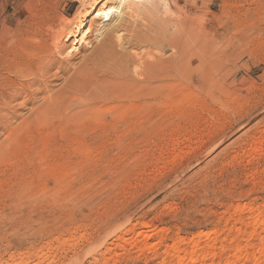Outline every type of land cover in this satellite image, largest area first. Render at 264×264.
I'll return each instance as SVG.
<instances>
[{
    "label": "rangeland",
    "instance_id": "obj_1",
    "mask_svg": "<svg viewBox=\"0 0 264 264\" xmlns=\"http://www.w3.org/2000/svg\"><path fill=\"white\" fill-rule=\"evenodd\" d=\"M192 1L179 0V7L192 17L191 28L211 33L213 47L212 72L195 78L192 94L151 106L145 120L134 112L121 121L105 113V120L42 123L27 118L24 99L2 100L19 61L12 54L18 37L34 38L47 24L59 28L79 3L0 0V264H157L166 256L171 264L164 246L198 231L213 235L201 243L215 239L207 264H253L258 233L264 236L250 223L264 211V0ZM88 39L92 45L79 46L69 66L100 40ZM64 76L48 71L51 91ZM76 231L82 237L55 239ZM132 231L151 232L155 252L145 242L126 247ZM111 243L118 247L103 262ZM238 243L248 244L247 252L235 257Z\"/></svg>",
    "mask_w": 264,
    "mask_h": 264
},
{
    "label": "bare ground",
    "instance_id": "obj_2",
    "mask_svg": "<svg viewBox=\"0 0 264 264\" xmlns=\"http://www.w3.org/2000/svg\"><path fill=\"white\" fill-rule=\"evenodd\" d=\"M76 1L79 3L76 15L64 24H59V28L55 29L56 25L47 24L45 30L34 38L35 33L33 36L18 37V53L12 54V57L19 61L14 62L11 67L14 68V80H6L9 92H6L2 100L9 102L24 99L23 105H29L31 112L27 118L45 122L62 116L77 122L84 117L87 120L93 117L94 121H98L105 120L103 115L109 113L115 116L114 119L121 121L136 112L145 120L143 117L145 118L146 111L151 106L158 109L181 92L192 94L196 77L200 76L204 80L209 78L213 67L211 33L203 27L199 32L191 28L192 17L179 7V0ZM90 35L95 39L100 38L97 47L91 48L90 54L82 63L69 66L75 55L73 52L79 50V46L92 45L88 39ZM69 38L71 42L68 51H65L64 42ZM8 50L5 49L6 53ZM54 67L58 73L66 76L60 82L61 86L51 91L46 74ZM2 79L5 78L2 76ZM26 119L24 120L27 121ZM250 223L259 225L264 230V211L257 209L250 218ZM137 224L133 223L132 227ZM142 232H133L136 237L125 243L126 247L145 242V249L155 252L157 242L149 241L151 232L141 234ZM209 235L208 231H198L188 240L174 235L171 244L165 245L162 251L173 257L171 264H207L206 258L216 254L215 239L212 242L204 240L202 243L200 239L208 240ZM123 236L117 233L115 239ZM76 237L82 235L76 231L70 236L63 234L55 239L68 241ZM257 237L258 243L254 251L258 256L253 255L255 252L250 253L253 255V264L258 263L261 257L264 261L261 255L264 236L258 233ZM246 245L236 244L233 256L247 252ZM116 247V243L106 246L107 257L103 256V262L113 257L110 255ZM164 259L157 264H168ZM230 260L227 258L223 264H232ZM51 262L48 260L47 264H52Z\"/></svg>",
    "mask_w": 264,
    "mask_h": 264
}]
</instances>
